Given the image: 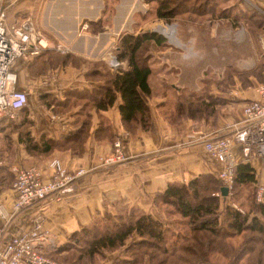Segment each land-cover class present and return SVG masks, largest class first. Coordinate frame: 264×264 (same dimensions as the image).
I'll return each instance as SVG.
<instances>
[{"label":"crops","instance_id":"crops-1","mask_svg":"<svg viewBox=\"0 0 264 264\" xmlns=\"http://www.w3.org/2000/svg\"><path fill=\"white\" fill-rule=\"evenodd\" d=\"M153 1L7 0L9 23L32 24L53 43L63 42L68 47L67 52L46 49L44 69L33 57L17 62L18 86L29 91V102L23 110H27L31 120L29 129L33 136L39 138L46 133L60 138L75 133L86 119L83 111L90 114L89 127L83 129V133L87 130L86 138L80 148L61 147L47 156H32L24 143L19 142L17 134H13L11 152L17 150V154L15 158L12 155V160L5 158L9 162L0 163V173L5 169L15 173L16 167L36 165L49 175L53 160H60L69 170L84 166L88 171L78 177L74 191L62 200L37 201L18 212H13L12 207L16 197L13 181L5 182L0 175V203L10 214L7 219L0 215V227H5L7 238L31 228L40 217L50 232L49 240L41 247L55 257L68 252L66 246L75 231L96 222L117 220L131 209L163 219L161 205L155 197L158 192L165 190L169 183L188 181L205 172L217 174L220 170L221 163L207 151L199 135L231 136L232 124L242 119L244 104L259 96L258 86L263 77L260 72L236 76L228 85L221 80L229 67L251 70L264 62V32L258 33L252 54L242 64L241 60H230L221 69L209 64L198 71L188 60L180 63L169 60L170 55L165 58L167 40L156 46L152 51V93L146 96L151 110L148 128L139 126L129 131L125 127L119 109L120 96L107 109L92 106L85 109L86 97L68 98L69 93L76 95V90L91 93L104 83L103 74L111 65V46L115 42L111 34H116L115 30L137 32V22L149 11ZM240 2L242 6L255 7L264 13V0ZM137 8L142 10L137 11ZM85 22L88 26L83 28ZM216 22L227 24L219 30L220 37L231 32L237 35V25L229 18ZM188 73L194 75L189 77ZM207 74L217 77L219 82L207 83ZM33 95L36 101H31ZM197 95H204L207 102L213 97L215 111L204 114L194 109L187 113L177 110L179 101ZM116 138L122 139L128 159L120 164L102 165L99 155L110 152ZM234 150L238 162H249L256 169L253 184L263 183L264 156H245L239 142L235 143ZM242 198L247 201L246 197ZM234 202L241 203L232 200V204ZM126 245L106 251L99 264H113L117 256H124Z\"/></svg>","mask_w":264,"mask_h":264},{"label":"trees","instance_id":"trees-1","mask_svg":"<svg viewBox=\"0 0 264 264\" xmlns=\"http://www.w3.org/2000/svg\"><path fill=\"white\" fill-rule=\"evenodd\" d=\"M157 1L159 2L157 14L161 17L187 15L193 19L192 21L197 22L207 17H226L236 25L245 22L253 29L264 32V13L255 7L242 6L241 0ZM165 41L163 35L154 31L123 33L118 39L116 49L117 56L122 60L121 67L110 66L103 74L104 83L95 87L93 92L76 90V95L69 93L68 98L86 97L85 109L91 106L107 109L114 105L120 96L119 109L125 127L129 131H135L139 126L148 128L151 123V110L146 96L152 93L151 77L154 74L152 51ZM47 52L48 50H44L33 56L41 69H44L43 56ZM255 72L257 74L260 72L264 76V62L251 70L229 67L221 81L228 85L236 76L240 78ZM213 80L219 82L215 76L205 78L207 83ZM205 88L207 92L208 89ZM215 101L213 97L208 102L204 101V95L188 97L179 101L177 110L187 113L194 109L209 114L215 111ZM21 112L23 116L19 119L3 116L0 119V128L5 126L17 129L18 131H13L19 132V138L26 150L37 153L34 154L37 157L47 156L56 148H80L87 134V130L83 133V129L86 126L88 129L90 124V114L88 111H83L86 119L80 131L60 138L50 137L46 133L36 138L29 129L31 120L26 114L27 110L22 108ZM13 131H8L12 134L11 143ZM0 175L5 182L6 180L12 182L15 178V173L9 169L1 171ZM255 181L256 169L251 163L238 162L234 186L227 196H219L215 193L222 188L218 173L205 172L188 181L169 183L165 190L156 194L155 197L159 202L157 204L165 203L164 210L180 213L183 216L181 224L185 228L168 230L170 227L166 225L164 219L134 208L119 215L117 220L96 222L75 231L66 246L69 249L68 254L64 255V258L58 254L55 257L65 261L71 259L74 264H99L106 251L119 249L125 246L128 240L134 238L126 245L124 256H117L113 264H140L147 256L149 264H172L171 258L178 259L174 264H218L212 256L215 252L224 254L228 259L227 264H238L241 260V252L249 257L248 264H255L252 261V254L260 248V245H264V198L260 201L256 199L257 185L253 184ZM241 197H246L249 203L248 209L244 212L232 204V200L240 201ZM166 204L172 205V208L167 207ZM243 232L246 233L245 240L241 242L239 248H236L237 253L240 251L238 254L232 242L221 239ZM258 252L260 253L258 264H264L261 254L263 251L259 249ZM188 256H196L197 259L191 261Z\"/></svg>","mask_w":264,"mask_h":264},{"label":"built area","instance_id":"built-area-1","mask_svg":"<svg viewBox=\"0 0 264 264\" xmlns=\"http://www.w3.org/2000/svg\"><path fill=\"white\" fill-rule=\"evenodd\" d=\"M7 0H0V119L3 116L16 118L18 112L29 102V91L18 86L19 72L16 61L40 54L46 49L54 48L63 52L68 47L62 42L53 43L32 24L9 23L6 16ZM84 27L87 24L83 25ZM113 68H120L122 61L116 55L110 58ZM259 96L246 102L242 108V119L234 122L231 136L208 137L199 135L207 151L221 163L218 176L222 185L232 192L235 182V172L238 163L234 150L235 143L242 145L245 156L252 154L264 156V76L258 86ZM102 165H115L125 162L128 155L121 138L113 142V149L99 155ZM2 163V161H0ZM53 167L49 175L36 165L15 168L13 188L16 197L13 201V212L45 199L60 201L66 194L75 189V182L88 169L84 166L69 170L60 160L51 162ZM224 196L222 191L215 192ZM256 199L264 198V182L257 185ZM240 211L244 208L233 203ZM0 215L9 218L10 214L0 203ZM50 238L49 230L40 217L35 219L33 226L10 237L5 236V227H0V264H61L47 253L41 245Z\"/></svg>","mask_w":264,"mask_h":264},{"label":"rangeland","instance_id":"rangeland-1","mask_svg":"<svg viewBox=\"0 0 264 264\" xmlns=\"http://www.w3.org/2000/svg\"><path fill=\"white\" fill-rule=\"evenodd\" d=\"M158 5L159 2L157 0L153 1V3L149 7V11L147 10L148 12L144 14L143 16L144 18L142 17L141 20L137 22V32L147 31V29L153 28L156 29L153 30L154 32L163 35L168 42V45L166 46L167 48L165 47L168 52L163 53V56H165V58H168V56L170 55L169 60L180 63L182 60L185 61L188 60L190 62L189 64H191L193 68L195 67L196 70L198 69L201 70L209 64L211 66H215V68L217 69H221L224 65L229 63L230 60L231 61L241 60V64H242L245 61V59L252 54L254 50L253 46L254 43H256V37L257 35H259L258 33L260 31L255 28L253 29L251 26H248L245 22H241L240 24H237V26L235 27V29H237V35L234 32H231L230 34L228 33L227 36L225 35V37H220L219 30L224 28L223 25L227 27V24L219 25L216 21H220L221 18L224 17H214V18L207 17V19L200 22L192 21L193 19H190L187 15L176 14L173 17H169V16L161 17L157 14ZM140 10L142 9L137 8V11ZM129 22H131V20H129ZM84 24H87L88 26L87 22H85ZM167 26L168 27L176 26V33L174 38H172V36L169 33L163 30ZM85 27L83 26V28ZM159 27H161L162 29ZM134 28H135L134 30H136V27ZM125 32L128 31L115 30L116 34L113 33L111 34L112 36L113 35L115 36V42L112 43L113 45L111 44L112 55L117 56L116 53V49L118 46L117 42L120 36ZM218 47L222 48V50L221 49L219 50ZM21 59L22 58H20L19 60L21 61ZM119 60L122 61L120 58ZM124 65L125 63H123V66ZM188 74L189 77H192V75H194L193 73H188ZM31 101H36L34 95L31 98ZM22 116L23 114L20 110L16 118L19 119ZM0 130H2L0 132V161H3L5 163L6 161L5 158L9 157L12 160V155H14L13 158H15L17 154V150H14V152L11 153L12 143H11L10 135L12 134L8 132L17 129L7 128L3 126L2 128H0ZM12 133L13 134L16 133L19 142L22 143L21 139L19 138V132L13 131ZM19 150L21 151V147L19 148ZM29 154H31L32 156H35L34 154L37 155V153H33V152H29ZM6 162H9L8 159ZM13 164L15 163H11V165ZM16 165H21V164H16ZM242 199L243 198L241 197L240 198V201H242L241 203L240 202L237 203H239V205H241L246 211L248 209L249 203L244 199L243 200ZM164 205L165 203H162L160 208L162 209L161 211L164 217L163 219L166 221V225L171 227L168 228V230L175 231L177 229L185 228V226L181 224L182 223L181 221L183 220L182 218L183 216L178 212L170 213L164 210L165 209ZM167 207L172 208V205L170 206L167 205ZM245 235L246 233L243 232L235 236H227V237L225 236L222 237L221 239H223L222 241L227 240L232 242L233 246L235 247L234 250L237 253L238 250L236 251V248L239 245H241V242L243 240H245ZM174 238L175 237H173V239ZM259 247L260 248H258V250L260 249V251H263L261 254H262V258H264V245L262 244ZM66 249L69 252V249L68 248ZM258 250L252 254V261H254L255 264H258V259L260 258V253L258 252ZM68 252L63 251L61 254L58 255L61 258H64V255L68 254ZM238 253H240V251ZM241 254H242L240 257L241 260L239 261L238 264H248L249 257L246 255V253L241 252ZM212 256L218 262V264L228 263V259L222 253L215 252L212 254ZM52 258L55 259L56 261L58 260V262L61 264H74L72 263L71 259L65 261L64 259H57L58 257H54V256ZM189 259L191 261H196L197 257L190 256ZM176 260L178 259L171 258L170 261L172 264H174ZM140 264H149L148 256L146 257L145 261H142V263Z\"/></svg>","mask_w":264,"mask_h":264},{"label":"bare ground","instance_id":"bare-ground-1","mask_svg":"<svg viewBox=\"0 0 264 264\" xmlns=\"http://www.w3.org/2000/svg\"><path fill=\"white\" fill-rule=\"evenodd\" d=\"M159 28H161V27H159ZM162 29V28H161ZM176 26H172V27H166V28H164L163 30L165 31V32H167V33H169L171 36H172V38H174V36H175V33H176ZM179 41V40H178Z\"/></svg>","mask_w":264,"mask_h":264},{"label":"water","instance_id":"water-1","mask_svg":"<svg viewBox=\"0 0 264 264\" xmlns=\"http://www.w3.org/2000/svg\"><path fill=\"white\" fill-rule=\"evenodd\" d=\"M153 30H156V29H153V28L147 29V31H153ZM221 191L224 196H227L229 194V187L226 185H222Z\"/></svg>","mask_w":264,"mask_h":264}]
</instances>
